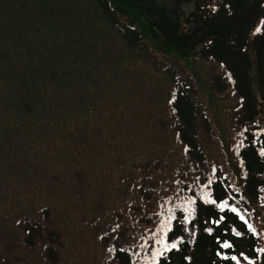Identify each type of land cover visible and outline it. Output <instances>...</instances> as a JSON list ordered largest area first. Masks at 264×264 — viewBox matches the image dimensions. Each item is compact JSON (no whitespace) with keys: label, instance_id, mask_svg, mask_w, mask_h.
<instances>
[{"label":"trees","instance_id":"obj_1","mask_svg":"<svg viewBox=\"0 0 264 264\" xmlns=\"http://www.w3.org/2000/svg\"><path fill=\"white\" fill-rule=\"evenodd\" d=\"M258 227L264 0H0V264H152L164 228L158 264H264Z\"/></svg>","mask_w":264,"mask_h":264},{"label":"snow or ice","instance_id":"obj_2","mask_svg":"<svg viewBox=\"0 0 264 264\" xmlns=\"http://www.w3.org/2000/svg\"><path fill=\"white\" fill-rule=\"evenodd\" d=\"M209 183H211V181H209ZM206 202H207V203H211V204H216V201H215V200H206ZM218 206L221 208V210H223V209H224L225 207H227L228 205H227V202H225V203L220 204V205H218ZM184 211H185V212H188L189 215H191V212H189V209H188V208H185ZM232 211H233V212H236V208H232ZM172 218H174V217H172ZM170 219H171V218H170ZM185 219H187V217H186ZM221 219H223V218H221ZM241 219H243V217H241ZM249 228H251V225H249ZM169 230H170V229H169ZM208 231L210 232L211 229H208ZM157 242L159 243V241H157ZM176 247H177V244H176V243L171 244V248H172V249H175ZM223 247H224V248H229L230 245L227 244V243H225V244L223 245ZM160 255H163V253H160ZM232 259L235 260L236 257H232Z\"/></svg>","mask_w":264,"mask_h":264},{"label":"rangeland","instance_id":"obj_3","mask_svg":"<svg viewBox=\"0 0 264 264\" xmlns=\"http://www.w3.org/2000/svg\"><path fill=\"white\" fill-rule=\"evenodd\" d=\"M194 5L191 3V4H188V5H186L184 8L187 10V12H190V11H192L194 8ZM256 88H257V84H256ZM207 93V92H206ZM256 93H258V89H256ZM226 104L228 105V106H232V108H233V110L232 111H234V107H236L237 106V101L234 99V98H232V97H230L227 101H226ZM261 130V129H260ZM233 151V153H237L235 150H232ZM258 229H259V231L262 233V235H264V228H259L258 227Z\"/></svg>","mask_w":264,"mask_h":264}]
</instances>
